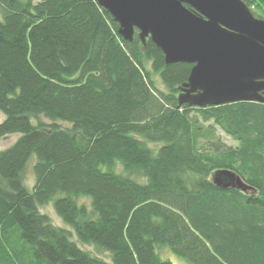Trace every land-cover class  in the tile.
Here are the masks:
<instances>
[{
    "label": "trees",
    "instance_id": "trees-1",
    "mask_svg": "<svg viewBox=\"0 0 264 264\" xmlns=\"http://www.w3.org/2000/svg\"><path fill=\"white\" fill-rule=\"evenodd\" d=\"M192 67L98 0H0V137L20 134L0 150V264H110L50 202L113 264H264V103L180 104ZM225 170L256 191L216 185Z\"/></svg>",
    "mask_w": 264,
    "mask_h": 264
},
{
    "label": "water",
    "instance_id": "water-1",
    "mask_svg": "<svg viewBox=\"0 0 264 264\" xmlns=\"http://www.w3.org/2000/svg\"><path fill=\"white\" fill-rule=\"evenodd\" d=\"M128 41L150 37L166 63L193 64L180 104L264 103V18L244 0H98ZM224 189H256L235 172L213 175Z\"/></svg>",
    "mask_w": 264,
    "mask_h": 264
},
{
    "label": "rangeland",
    "instance_id": "rangeland-1",
    "mask_svg": "<svg viewBox=\"0 0 264 264\" xmlns=\"http://www.w3.org/2000/svg\"><path fill=\"white\" fill-rule=\"evenodd\" d=\"M39 1V0H36ZM158 83L159 85L165 89V86L162 84V82L160 81V79H158ZM5 119V114L0 111V122L2 120ZM41 120L44 122H50L49 119H47L46 117H41ZM39 122V119H38ZM34 123H37V120H34ZM59 124L62 127H69L70 123L65 122V121H59ZM218 133L222 136L223 140L228 144V145H232V146H236L237 143L227 134H225L222 130L218 129ZM20 136L19 133H13V134H9L5 137H0V150L5 149L6 147L10 146L12 143H14L18 137ZM152 147H158L159 144H154L151 143L150 144ZM36 159L34 158L29 165V169L28 172L26 174V178H25V184L29 189H32L34 184H35V176L33 173V169H32V165L34 163ZM118 171H121L120 168ZM82 202L85 203H89V199L87 198H82L81 199ZM40 210L43 213L48 214L53 222L60 226L63 227L65 229H67L71 234H72V238L73 240H75L76 242L79 243V245L87 250L88 252H90L93 256H97L100 257L102 259H104L105 261L109 262L110 264H113L112 259L110 257V253L107 251H103V250H99L95 245L92 244H82L78 241L77 236L74 232V229L68 225L67 223H65L62 218L57 214V212L54 209L53 203L50 202L46 205H40ZM160 255L162 256V258L165 259H169L170 261H172L174 264H189L186 260H184L182 257L178 256L177 254H175L173 251H171L169 248H162L159 250Z\"/></svg>",
    "mask_w": 264,
    "mask_h": 264
}]
</instances>
